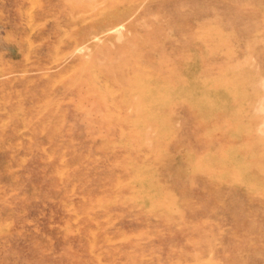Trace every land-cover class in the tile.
I'll list each match as a JSON object with an SVG mask.
<instances>
[{"label":"rangeland","instance_id":"374dc122","mask_svg":"<svg viewBox=\"0 0 264 264\" xmlns=\"http://www.w3.org/2000/svg\"><path fill=\"white\" fill-rule=\"evenodd\" d=\"M263 78L264 0H0V264H264Z\"/></svg>","mask_w":264,"mask_h":264},{"label":"bare ground","instance_id":"6f19581e","mask_svg":"<svg viewBox=\"0 0 264 264\" xmlns=\"http://www.w3.org/2000/svg\"><path fill=\"white\" fill-rule=\"evenodd\" d=\"M115 30H116V29H115ZM80 49H81V48H80ZM263 79H264V78H263ZM262 81H263V80H262ZM261 83H263V82H261ZM262 87H263V86H262ZM262 98H264L263 94H262ZM259 100H260V99H259ZM261 102H262V101L260 100V104H261ZM263 104H264V101H263ZM263 104H262V105H263ZM261 108H262V107H260V109H261ZM256 109H257V108H256ZM262 110H264V108H263ZM262 110H260L259 112H261ZM262 112H264V111H262ZM262 121H263V120H262ZM263 122H264V121H263ZM263 122H262V123H263ZM258 126H259V125H258ZM261 126L263 127V125H261ZM262 127H261L260 129H263V132H264V128H262ZM258 129H259V128H258ZM258 131H260V130H258ZM261 131H262V130H261ZM263 132H262V133H263ZM146 133H147V132H146Z\"/></svg>","mask_w":264,"mask_h":264}]
</instances>
